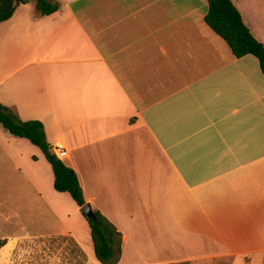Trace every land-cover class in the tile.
I'll list each match as a JSON object with an SVG mask.
<instances>
[{
    "label": "crops",
    "instance_id": "crops-1",
    "mask_svg": "<svg viewBox=\"0 0 264 264\" xmlns=\"http://www.w3.org/2000/svg\"><path fill=\"white\" fill-rule=\"evenodd\" d=\"M58 1L0 24V103L67 152L87 203L122 234L118 264H264L258 58L234 56L208 0ZM232 2L264 44V0ZM38 148L0 125V239L92 241Z\"/></svg>",
    "mask_w": 264,
    "mask_h": 264
},
{
    "label": "trees",
    "instance_id": "trees-1",
    "mask_svg": "<svg viewBox=\"0 0 264 264\" xmlns=\"http://www.w3.org/2000/svg\"><path fill=\"white\" fill-rule=\"evenodd\" d=\"M31 1L36 3L42 15L52 14L61 8L58 0H0V24L12 18L21 4ZM208 4L207 24L228 43L237 58L246 55L257 57L264 74V44L254 37L232 0H208ZM0 125L11 135L28 139L42 150L52 166L56 191L69 193L79 207L87 203L78 174L53 151L42 121H24L13 108L0 103ZM94 214V218H89L83 213L91 229L95 258L100 264H118L122 257V234L100 211L94 210ZM44 240L49 242L48 252L56 253L63 250L65 264H87L86 252L73 237L58 236L39 239L42 242ZM60 241L68 242L71 248L62 247ZM6 243V240L0 239V249Z\"/></svg>",
    "mask_w": 264,
    "mask_h": 264
},
{
    "label": "rangeland",
    "instance_id": "rangeland-1",
    "mask_svg": "<svg viewBox=\"0 0 264 264\" xmlns=\"http://www.w3.org/2000/svg\"><path fill=\"white\" fill-rule=\"evenodd\" d=\"M39 149V148H38ZM39 151H41L39 149ZM85 233H87L85 231ZM58 237V236H55ZM53 237V238H55ZM38 239H27L15 243H8L5 247L0 249V264H65L64 256L62 254L63 250L57 251L56 253H50L47 250L49 245L48 240L39 241ZM47 239V238H46ZM62 247L71 246L68 242H59ZM81 246L84 248L86 253L93 258V245L91 239L89 242L82 239ZM12 249V250H11ZM10 253V254H9ZM9 254V257L5 259ZM37 257H44L43 259H38ZM5 259V260H4ZM87 264H99L97 261H87ZM125 264V263H124ZM182 264H244L242 261L230 262V261H218V262H187Z\"/></svg>",
    "mask_w": 264,
    "mask_h": 264
},
{
    "label": "water",
    "instance_id": "water-1",
    "mask_svg": "<svg viewBox=\"0 0 264 264\" xmlns=\"http://www.w3.org/2000/svg\"><path fill=\"white\" fill-rule=\"evenodd\" d=\"M82 213H85L87 217L94 218V209L91 207L90 204L86 203L83 207H81Z\"/></svg>",
    "mask_w": 264,
    "mask_h": 264
},
{
    "label": "built area",
    "instance_id": "built-area-1",
    "mask_svg": "<svg viewBox=\"0 0 264 264\" xmlns=\"http://www.w3.org/2000/svg\"><path fill=\"white\" fill-rule=\"evenodd\" d=\"M66 153H67V152H66L64 149H62V148H58V149L56 150V154H57L58 157H63V156L66 155Z\"/></svg>",
    "mask_w": 264,
    "mask_h": 264
}]
</instances>
